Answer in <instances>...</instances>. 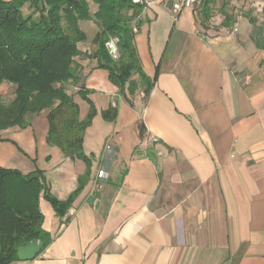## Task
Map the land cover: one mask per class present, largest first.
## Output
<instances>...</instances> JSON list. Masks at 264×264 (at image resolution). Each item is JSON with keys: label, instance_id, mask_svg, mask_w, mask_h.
Instances as JSON below:
<instances>
[{"label": "crops", "instance_id": "0c3cea01", "mask_svg": "<svg viewBox=\"0 0 264 264\" xmlns=\"http://www.w3.org/2000/svg\"><path fill=\"white\" fill-rule=\"evenodd\" d=\"M139 1L132 26L147 95L138 74L134 93H121L97 66L92 0L78 21V80L66 87L80 119L89 101L96 110L86 161L48 143L47 111L0 130V166L43 175L38 208L51 237L9 264H264V0H213L203 22L198 0L178 11L179 0ZM109 107L114 119L102 115ZM74 192L62 216L45 198Z\"/></svg>", "mask_w": 264, "mask_h": 264}, {"label": "trees", "instance_id": "16d2710c", "mask_svg": "<svg viewBox=\"0 0 264 264\" xmlns=\"http://www.w3.org/2000/svg\"><path fill=\"white\" fill-rule=\"evenodd\" d=\"M92 1L96 4L94 18L100 26L97 66L108 71L121 93L125 89L134 93L138 83L130 77L138 74L147 95L152 81L142 72L132 26L144 4L134 0ZM198 1L203 22L211 16L213 0ZM23 7L27 13H23ZM89 11L88 0H0V86L9 83L14 87L9 101H3L0 95V130L22 127L26 115L47 111L48 143L59 147L66 156L84 161L83 134L96 110L80 90L90 104L86 116L80 119L78 104L66 85L78 80L73 58L78 54L77 43L84 40L78 21L90 18ZM110 37L118 39L117 59L105 46ZM115 114L114 107L102 111L108 119H114ZM44 187L40 170L24 174L0 166V264L17 259L18 247L33 239L42 242L41 250L51 241L42 229L43 217L38 208ZM74 194L66 201L48 193L45 198L62 216Z\"/></svg>", "mask_w": 264, "mask_h": 264}, {"label": "built area", "instance_id": "2783aa9c", "mask_svg": "<svg viewBox=\"0 0 264 264\" xmlns=\"http://www.w3.org/2000/svg\"><path fill=\"white\" fill-rule=\"evenodd\" d=\"M135 1H139V0H135ZM195 3V0H179L176 1L173 4V10L174 11H178L180 10L183 6H192ZM117 38L116 37H110L106 42H105V46L109 52V54L112 56V58L117 59L119 57V52L117 50L116 47V43H117ZM152 141H156V137H152L151 138ZM107 176V172L105 169H100L97 173V183H98V187H100V183L101 181H103Z\"/></svg>", "mask_w": 264, "mask_h": 264}, {"label": "water", "instance_id": "95a60500", "mask_svg": "<svg viewBox=\"0 0 264 264\" xmlns=\"http://www.w3.org/2000/svg\"><path fill=\"white\" fill-rule=\"evenodd\" d=\"M42 242L37 239L29 241L27 244L21 245L17 249V258L19 260H31L41 250Z\"/></svg>", "mask_w": 264, "mask_h": 264}, {"label": "rangeland", "instance_id": "374dc122", "mask_svg": "<svg viewBox=\"0 0 264 264\" xmlns=\"http://www.w3.org/2000/svg\"><path fill=\"white\" fill-rule=\"evenodd\" d=\"M135 1V0H134ZM135 2H138V1H135ZM23 13H27L28 11L26 10V7H23ZM2 92V90H1ZM0 95L3 97V101L7 102L11 99V95L8 94H4V93H0Z\"/></svg>", "mask_w": 264, "mask_h": 264}]
</instances>
